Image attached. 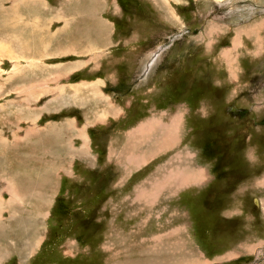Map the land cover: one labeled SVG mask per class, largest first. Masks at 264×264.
<instances>
[{"label":"rangeland","instance_id":"rangeland-1","mask_svg":"<svg viewBox=\"0 0 264 264\" xmlns=\"http://www.w3.org/2000/svg\"><path fill=\"white\" fill-rule=\"evenodd\" d=\"M22 1L24 5L0 0V29L5 30H0V175L6 172L5 183L0 182V248L7 244L0 249L1 264H264V218H257L260 225L250 240H238L240 217L253 220L255 212L244 207L243 214L238 213L239 188L248 189L246 206L264 208L260 199L264 193L254 194L255 188L250 189L264 176V0H250L251 5L227 13L220 6L227 0H66L62 15L47 17L49 23L40 32L36 29L34 37L22 32L25 20L31 23L32 19L20 14H36L38 7L35 0ZM45 1L51 7L61 2ZM13 6L16 11L6 17ZM76 9L93 11L105 31L82 33L79 39L64 31L65 10ZM183 28L188 34L175 39L155 60L154 49ZM106 29L109 38H104ZM238 36L235 49L233 39ZM152 54L155 63L139 81ZM74 62H80V67ZM95 76L114 82L107 80L112 85H101L100 92L91 88L93 100L112 97L120 101L141 94L150 104L165 103L168 112L178 106L169 122L162 124L165 131L149 123L147 136L156 129L160 132L147 144L156 151L175 149L179 128L185 123L188 140L197 134V144L196 138L193 142L198 152H209L200 159L220 169L225 174L220 179L228 182L215 185L217 191L210 194L199 193L193 203L202 202L203 207L196 211L176 207V199L161 209L111 208L110 185H104L110 168L103 160L83 159L90 152L85 130L79 129L80 124H49L65 116L78 118L77 109L68 110L83 100L82 85L74 83ZM204 87L207 96L200 92ZM192 90H198L197 98ZM175 116L180 121L171 124ZM138 126L132 134L142 139L145 136L134 133ZM172 130L176 135H171ZM83 138H87L86 147ZM219 146L227 148L220 152ZM185 153V158H192L189 151ZM132 154H138L136 160L141 162L145 159L144 164L152 156L137 149ZM181 158L174 153L160 169L166 177V196L178 195L179 178L180 183H187V177L201 173L192 166L175 168ZM129 163L131 170L144 165ZM86 172L96 173L100 184H80L79 177ZM260 182L264 185V177ZM143 191L138 189L136 197ZM143 193V197L152 196L158 191ZM43 198L48 200L40 204ZM10 201L16 202L15 208ZM31 203L42 207L36 223L24 218L21 224L11 223L9 212L37 210ZM227 207L236 214L225 218L222 210ZM128 211L133 215L125 216ZM18 240L16 248L13 242ZM23 241L35 246L23 251Z\"/></svg>","mask_w":264,"mask_h":264},{"label":"crops","instance_id":"crops-1","mask_svg":"<svg viewBox=\"0 0 264 264\" xmlns=\"http://www.w3.org/2000/svg\"><path fill=\"white\" fill-rule=\"evenodd\" d=\"M65 1L66 0H61V2L57 4L58 7H53V6L51 7L45 0H35L34 3H36L38 7L37 8L38 12L36 14H30L29 16L26 15L25 12L20 14V15H23L24 17H30L32 19L31 23L25 20L24 29L22 30V32L23 31L29 32L30 36L34 37L36 29L38 32H40L39 28L44 23L46 22L49 23L47 17H50V15L52 17L62 15L61 12H62V8L64 6ZM22 2H23L22 0H16V4L17 3L22 4ZM48 7L54 10L53 14H50L51 11ZM76 10H67V11L65 10L66 13L63 14L66 20L64 21L65 23L63 25L64 31H68V32L75 34L76 38L78 39L79 37H81L80 34L82 33L87 32V33L97 34V33H100V32L102 33L105 31L102 28L103 27L102 23L100 22V20H98V16L94 14L93 11H90V10L82 11L80 9H76ZM12 11L13 12L16 11L14 6L9 12L8 16L6 14V17H9ZM68 13L70 14L68 15ZM4 24L7 25L5 22ZM16 26H18L17 22H16ZM0 30L1 32L5 31L4 29H0ZM106 33L107 35H105L104 38L106 36H108L109 38L108 29H106ZM5 38L6 40H8V37L6 35H5ZM76 44L78 45V48H80L79 43L76 42L75 45ZM29 47H32V46L29 45ZM43 55H44L43 53L38 54V56H43ZM71 64H75L77 68H79L81 65L80 62H74ZM14 68L16 67L14 66ZM39 68L41 71L42 68L41 67ZM77 68H75V70ZM71 72L72 74L74 73L73 71ZM107 80L112 81L111 78L109 79L96 78V76L95 78L94 77L90 79L84 78L79 81H76L74 84L82 85L80 88L79 94H80V98H82L83 100L77 105V107H73L74 106L73 105L72 107H69L68 110H71L72 108L77 109L78 118H76L75 116L74 117L65 116L62 121L51 122L49 124H80L79 129L85 130V133L88 137V148L90 152L83 159L85 161H96V163L100 160H103L108 163L107 166H109L110 168V170L105 172L104 174L105 179H106V183L104 185L105 186L110 185V190H111L110 191L111 196H109L110 197L109 206L113 209H121V210L131 209L133 211L137 210L138 212V211H141L142 209H147V208H157V209L166 208L168 206L167 204L168 202H171L172 200L176 199L179 204L176 206L178 208H181L183 206L187 208H193V210L196 211L199 208L203 207L202 202L193 203L194 198H199L200 196H198V194L203 191L205 192L208 191L207 192L208 194H210L211 192L217 191L216 189H214V186L215 185L221 186L222 184L228 182V180L223 179V178L220 179V177L225 174H222L220 169H215L214 165L209 166L208 164L204 163V161L200 159L202 157H205V154H207L208 152H205V151L203 153L198 152V147L196 144H197V138H199V136L197 134H195L192 137V140L190 141L188 140V135L190 134V132L188 133L187 131L188 129L187 124L183 123V125L179 128V133L177 136L179 145L175 149H169L165 152H162L161 150L156 151L154 150L155 148L154 145L147 144L153 141L155 137L159 134V131H157V129L151 133L152 135L146 137L148 139H146L145 137H143L142 139H138L137 137L136 138L132 137L133 130H135L134 128H136L140 124L145 125L149 123L150 124L168 123L169 116L172 114H175V111H176L175 108H177L178 106H175L172 109V112H168L167 109L165 108L166 107L165 103H161V101L160 102L158 101L153 104H150L151 100L149 99L146 100L144 98L145 96L144 95L142 96L141 94H135V95L133 94L131 96L129 95L126 98L120 99V101L117 99H113L112 97L111 99L99 97L97 100L96 99L93 100L92 97H90V94H91L90 89L97 88V92H100L102 90L101 85L110 87L112 84L107 85L106 84L108 82ZM28 82H31V80H28ZM98 82L99 84H97L96 86H93V84L98 83ZM112 82H114V80ZM88 84L89 85L92 84V86L89 87ZM118 84H123V83H118ZM118 84H116V86H119ZM155 90L156 89L147 90L144 92L151 93L150 91H155ZM159 93H160V90L159 92L157 91L156 95L154 94L155 96L153 97V100L156 98V96L158 95L160 96ZM162 102H164L163 99H162ZM67 107L68 106H64L63 107L64 110L65 109L67 110ZM181 113L183 115L182 109H181ZM144 125H140L138 127L144 128L146 126ZM172 132L174 135H176V132H174L173 130ZM194 138H196L195 145L193 142ZM79 144H81V141L79 142ZM182 147L186 148L187 151L185 149L183 150ZM136 149L138 151H142V152L144 151L146 155L149 154L152 156L151 158H149L147 163L144 164L142 167L137 168L136 170H131L132 168L129 169L130 166L128 164V160H129V156L131 152ZM188 151L192 155V158L189 160L188 158H185L186 156L185 152H188ZM174 153H179L182 157L181 160L177 161V163L174 165V166H179V167H175V168L180 170V169L186 168V166L188 167L192 166L194 167V169H196V171L201 169L200 172L204 173V174H201V173L197 174L196 178L195 176L187 177L186 178L187 183H184L183 181L180 183V180L178 179L177 182L180 185L181 189L180 190L177 189L178 191L175 190L177 191L176 194L178 193L176 197L165 195V191H167V187H165L164 178L166 177L162 175V172L160 171V169L166 165L167 160L170 157H172ZM90 155H92L94 158H91ZM137 163H138L137 165L140 164V162H137ZM95 167L96 165L94 166V168ZM185 171L186 170H183L182 172H185ZM5 175H6V172H5ZM99 176H101L100 173H99ZM263 177L257 178L254 181L255 184H253L251 188L249 187L250 189H253V191L255 188L256 192H254V194L255 193L261 194V192L262 194L264 193L263 192L264 185L260 184L261 183L260 180ZM192 178H195V179L192 180ZM79 179H80V184L82 183V184H85L86 186L90 185L91 182L95 184H100L96 173L90 174L89 172H86L82 177H79ZM220 180H223V182L221 183ZM170 182L174 186L173 184L174 179L172 178V175H171ZM192 184H196V185H192ZM4 188L5 187L3 186V188H1V191H3ZM138 189L144 190V191L146 190V192H148V190L152 192L158 191V193L156 195H152V196L148 195V196L143 197V194H144L143 193L144 191H143L141 193L142 197L140 194L139 198H137L136 191ZM247 191L248 189L246 188H242V189L239 188L238 190V195L241 198V200H239L240 202L239 205H241L240 206L241 211L239 210L238 213L242 215L244 207L251 208V209L253 208L255 212L253 214L251 213L252 215H254L253 220L244 218L245 215L242 220V218L239 216L241 219L239 223L240 224L239 227L241 228L238 231V240L244 241V242L251 239V236L254 233L255 228H257L260 225L258 224L259 222L257 218L259 217V220H262V218H264V208H258V210H256L253 206L251 207L246 206V205H249V202H246L248 199V193H249ZM190 194L192 195L191 197L189 196ZM35 197H36L35 200L38 201V195H36ZM254 197L255 196H253L252 198ZM260 199L264 201L263 196ZM45 200H48V198H43L42 200H40L42 201L40 202V204L43 203ZM189 200L191 204L187 206V203ZM10 205H13L15 208L16 203L12 202V204ZM239 205L237 204L238 207ZM105 207H108V206H105ZM230 207L223 208L222 210V215H224L225 218H230L232 214H236L234 213V210L233 211L231 209L226 210ZM31 208H35L37 210L29 209L23 213H20L18 211L16 212L10 211L9 215H10L11 223L21 224L23 218L32 220L34 221V223H36L35 219L38 217L37 213L40 214V209L42 207L38 209V207L33 206L31 203ZM130 214L131 216L133 215L132 212L129 213V211L128 213L126 212L124 213V215L127 217H130ZM235 216H238V215H235ZM11 227L12 226H10V228ZM252 239L254 240L255 238H252ZM19 241L20 240L13 242V244L15 243L16 245V243H18ZM6 245L7 244H3V247H6ZM12 245L9 244L8 246L11 247ZM15 245L12 246V249L17 248V245H16V248H15ZM34 246L35 245H32L30 241L28 242L23 241L21 244V248L23 251H28L30 249H33ZM3 247L0 249H4ZM19 256L20 255H18V257ZM3 257H4V254L2 255L0 253V264L2 262L1 258L3 259Z\"/></svg>","mask_w":264,"mask_h":264},{"label":"water","instance_id":"water-1","mask_svg":"<svg viewBox=\"0 0 264 264\" xmlns=\"http://www.w3.org/2000/svg\"><path fill=\"white\" fill-rule=\"evenodd\" d=\"M251 4H252V2L250 0H227L224 2V4H221L220 6H221V8H223V12L225 11L224 13H227V12H237L242 7L248 6ZM176 38H177V36H175V35L174 36L170 35V36L166 37V40L164 39V42L160 43L154 49L153 54H156L155 58L159 57L165 50H168ZM153 54L148 58L144 67L142 68V74H143L142 80H144L149 75L150 66H151L150 65L151 63H149V61H150L151 57L153 56Z\"/></svg>","mask_w":264,"mask_h":264},{"label":"bare ground","instance_id":"bare-ground-1","mask_svg":"<svg viewBox=\"0 0 264 264\" xmlns=\"http://www.w3.org/2000/svg\"><path fill=\"white\" fill-rule=\"evenodd\" d=\"M43 5V4H42ZM247 29H249V28H247ZM250 30V29H249ZM249 30H247V31H249ZM254 30V29H253ZM245 33V32H244ZM238 38H239V36L238 37H235L234 39H233V42H234V48L236 49V47L239 45V40H238ZM234 50V49H233ZM226 51V50H225ZM7 52V51H6ZM230 52H233L232 50H230ZM234 52H235V50H234ZM231 54V53H230ZM229 54V55H230ZM232 55H234V53L232 54ZM231 55V56H232ZM230 56V57H231ZM227 58V57H226ZM233 58V57H232ZM158 58H156L155 60H157ZM223 60H224V58H222ZM234 59V58H233ZM232 59V60H233ZM236 59H237V57H236ZM153 60H154V57L149 61V63H151L150 65H154V63H155V60H154V62H153ZM231 60V61H232ZM227 62H228V58H227ZM227 62H225V63H227ZM235 62V61H234ZM228 65V64H227ZM231 65V64H230ZM151 66V67H152ZM231 67V66H230ZM178 121H180V117L179 116H175V117H173L172 118V122H171V124H176V123H178ZM180 123V122H179ZM146 125V126H145ZM144 126V128L143 127H140V128H138L136 131H134V133H136L137 135H139V136H147V135H149V132H148V130H149V124H145ZM151 125H153V124H151ZM159 126H162L163 128H159V129H162L161 131L163 132V131H165V126H163L162 124H157V127H159ZM169 127H172V126H169ZM173 128V127H172ZM175 128V127H174ZM176 129H177V127H176ZM160 132V131H159ZM173 133V132H172ZM172 133H171V135H172ZM162 134V133H161ZM1 136H2V134H0ZM132 135H134V134H132ZM135 136V135H134ZM174 136V135H173ZM136 137V136H135ZM166 139V138H165ZM3 140V139H2ZM168 140V139H167ZM85 141V144H83L82 146H84V147H86V144H87V138H83V142ZM167 142H170V138H169V140L167 141ZM171 144V143H170ZM73 153V152H72ZM137 158H140L139 156H138V154H136V155H134V154H132L131 156H129V160H128V162L130 161L131 162V164L132 165H134V166H136V167H138L139 165H141V164H144V160L141 162V160H136ZM179 158V157H178ZM136 160V161H135ZM134 162V163H133ZM137 162H141L139 165H137L138 163ZM129 165H130V163H129ZM200 170V169H199ZM172 172V171H171ZM201 174H204V173H201ZM5 174H3V175H0V182H2V180H3V182H5V176H4ZM201 176H203V175H201ZM173 178V177H172ZM170 179V178H169ZM174 179V178H173ZM180 179V178H179ZM192 180H194V178H192ZM192 182V181H191ZM199 182V181H198ZM174 184V183H173ZM189 184V183H188ZM0 185H2V184H0ZM175 185V184H174ZM10 186V185H9ZM0 196H1V194H0ZM14 198V197H13ZM12 198V199H13ZM11 199V200H12ZM13 202V201H12ZM11 201H10V203H12ZM14 203H16V202H14ZM3 255V254H2ZM127 264V263H126Z\"/></svg>","mask_w":264,"mask_h":264},{"label":"trees","instance_id":"trees-1","mask_svg":"<svg viewBox=\"0 0 264 264\" xmlns=\"http://www.w3.org/2000/svg\"><path fill=\"white\" fill-rule=\"evenodd\" d=\"M193 91V90H192ZM201 93H202V95L204 96H207L208 95V91L206 90V88L204 87V88H202V90L200 91ZM193 93L195 94V98H197V95H198V90H195V91H193ZM198 97H201V96H198ZM216 138V137H215ZM219 140H221V142L222 141H224V140H226L225 138H223V137H217ZM212 141V140H211ZM218 149H217V151L219 150L220 152H222V150H224L225 148H227V147H217ZM208 152V151H207ZM226 152V151H225ZM209 153V152H208Z\"/></svg>","mask_w":264,"mask_h":264}]
</instances>
